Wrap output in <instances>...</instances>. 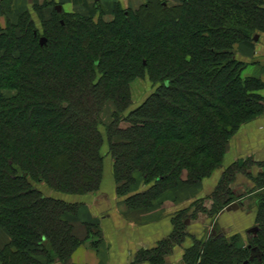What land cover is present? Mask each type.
<instances>
[{"label": "trees", "instance_id": "16d2710c", "mask_svg": "<svg viewBox=\"0 0 264 264\" xmlns=\"http://www.w3.org/2000/svg\"><path fill=\"white\" fill-rule=\"evenodd\" d=\"M41 14L42 33L25 13L0 35V227L11 236L0 245V264H56L74 253L81 239L66 214L75 204L37 184L94 192L106 140L118 193L130 208H146L222 167L238 129L264 111V80L244 76L247 63L234 50L264 32V0H151L136 9L117 2L111 19L56 7ZM139 76L155 88L134 105L131 84ZM108 102L116 109L105 136ZM251 158L227 168L211 208L195 211L196 203L179 212L173 233L137 260L164 264L187 235L189 216L202 211L213 219L243 201L230 196L229 185ZM138 178L147 187L134 192ZM256 182L263 194L251 243L213 222L215 230L185 250L187 264L264 263V170ZM253 247L261 260L251 258Z\"/></svg>", "mask_w": 264, "mask_h": 264}, {"label": "crops", "instance_id": "0c3cea01", "mask_svg": "<svg viewBox=\"0 0 264 264\" xmlns=\"http://www.w3.org/2000/svg\"><path fill=\"white\" fill-rule=\"evenodd\" d=\"M147 1L0 0V35L10 26H15L25 13L34 14L35 8L41 4L46 6L42 10L47 15H50L57 5H61V10L65 12L85 14L95 13L97 6L99 10L102 9L106 14L112 15L117 2L124 7L137 8ZM259 35V42L245 40L238 43L236 54L239 59L247 63L243 71L244 76H259L264 80V32ZM260 93L264 96V88L260 90ZM230 148L231 150L227 153L234 159L249 156L264 160V111L258 119L245 123L232 138ZM104 164V190L100 194L92 193L86 196L53 194L47 188L49 194L80 205L79 212L69 215L68 220L73 225L74 234L82 241L66 261L56 264H153L150 260H137L139 252L156 247L173 233L177 212L192 207L198 198H203L205 203L211 201L204 193L205 181H202L201 190L197 188L199 187L197 185L181 183L164 192L146 209L130 208L126 200L117 194L113 160L107 153ZM144 188L143 180L139 179L133 191ZM103 200L106 210L100 211ZM209 203L207 205L210 206ZM242 209L241 206L238 209H225L221 216L216 218L218 220L216 223H219L225 232L234 233L242 228L243 232H247L249 226L244 227L246 222L244 225H239V221L236 220L238 214L242 213ZM208 216L207 213L201 212L196 219H186L188 235L173 246L165 256L164 264H187L184 259L185 250L193 244L195 238L205 235L206 228L209 232L214 230ZM89 219H94L100 225L99 237L96 236L100 239V244H95L92 240L94 239L92 232L86 228L85 221ZM10 240L11 236L0 228V245ZM40 259L44 261V258Z\"/></svg>", "mask_w": 264, "mask_h": 264}, {"label": "rangeland", "instance_id": "374dc122", "mask_svg": "<svg viewBox=\"0 0 264 264\" xmlns=\"http://www.w3.org/2000/svg\"><path fill=\"white\" fill-rule=\"evenodd\" d=\"M148 1H151V0H148ZM166 1L169 4H176V3L180 2V0H166ZM46 4H47V1L45 2V5ZM45 5L41 4V5L37 6L35 8L36 11L34 12V14L31 15L29 13L30 16L34 20V26L35 27H39L41 29V31H40L41 33L43 31V25H42V20H41L42 16H40V15H43V14H41V12H42V9L44 7H46ZM115 6H116V4H115ZM133 9H136V8H133ZM95 11H96L95 13L89 14V15L94 16L95 19H97L99 16H102V15H103V17L105 19H111L113 17V14L112 15H108L104 11H102V9L99 10V7H97V6L95 8ZM113 13H114V11H113ZM259 37H260V35H259ZM259 37H258V39H255L257 42H259V39H260ZM236 47H237V44H236L235 49H234L235 50V54H236ZM2 52H4V50L0 51L1 54H2ZM236 57H238L237 54H236ZM256 77H259V76H256ZM131 87H132V100H133V104L134 105H137L140 102H142L144 100V98H146L155 88V86L150 81L146 80L144 77H141V76L134 78V80L132 81ZM16 92H17L16 89L15 90L14 89L5 90V93L7 95H12V94H14ZM115 109H116L115 105L112 102H108L105 105V107H104V109L102 111V122H103V125L101 126V130L103 131V134L105 136H107V131H106V127H105L104 123H109L113 119V112H114ZM261 113H259L258 115H256V117H254L253 119H251V120H249V121H247L245 123H248L250 121L258 119V117L261 115ZM245 123L242 124V126L238 129V131L245 125ZM122 124H123V126H126L127 123L124 121ZM238 131L236 132V134L238 133ZM109 149H110L109 141L106 140L104 142L103 147H102V153L104 155V160H105L106 153L111 156V154L109 152ZM228 150H231L230 143L228 145L226 154L224 155L223 162H222V164H223L222 167L221 166L217 167L215 169L214 173L211 176H208V177L202 179L201 181H199V182H197L195 184H190V185L199 186V187H197V186L196 187L201 190L202 187H200V185H202L201 184L202 181H205L204 182L205 183L204 193L206 194L207 198H209L211 201L213 200L211 198V196L214 193V191L217 189V187L220 184L222 178H224V174L227 171V168L231 164H233L234 162H236V161H238L240 159L244 160L245 158H249V156H243V157L234 159L233 157H231V154L227 153ZM112 160H113V158H112ZM263 162H264V160L255 159V158L252 157L249 167H247L245 170L237 172L236 175H235V178L232 180V182L229 185L231 187L230 196H233L235 199H242L243 202L245 203V205L241 206V207H243V209L241 210L242 213L238 214V218L236 220L239 221L238 222L239 225H242V224L244 225V223L246 222L244 227L249 226V228H247V232H243V228L241 230H238V231L234 232V233L233 232L232 233L231 232H227V231L225 232L224 230H222V227H220L221 225L219 223L218 224L216 223V226H215V228H217L218 231H222L223 233H225L228 236L232 235V234H237L238 237L240 236L241 239L244 240V242L246 244V247L253 240L252 237L254 235H256V234L248 232V231H249L250 228L258 225V212H259V206H258V202L259 201L258 200H259V196L261 195L260 193H262V192L257 190L259 188H258V183L256 181H257V179L259 177V173L264 170V167L262 165ZM113 163H114V161H113ZM104 165H103V168H104ZM103 179H104V169H103V177H102V180L100 182L99 188L97 190H95L94 192H88V193H84V194H72L71 193L70 195H83V196H86V195H89V194H92V193L100 194L104 190ZM114 179H115V176H114ZM115 182H116V180H115ZM37 186H39V188H41L46 195H51V194L48 193L49 191L47 190L45 184L38 183ZM144 187L146 188L147 186L144 185ZM50 190H51V192H53V194H66V193L54 191L52 189H50ZM116 191H117V183H116ZM117 194L119 196L123 197L124 199L126 197V195L119 194L118 191H117ZM57 198H60V197H57ZM211 201H209L210 203L209 202L208 203L212 204ZM68 202H70V201H68ZM205 202L203 201V198H198L196 200V202L193 203V205L198 203L197 207L194 210L196 211L198 209V206H199V208L200 207L201 208L204 207V208H207V209L211 208V205L209 206V205H207L208 203H205ZM70 203L75 204V206H74L73 211H70V213L66 214V218L67 219L69 218V215L78 213L79 212V208H80V205L77 202H73L72 201ZM146 208H148V207H146ZM146 208L142 207V208H137V209H146ZM225 209L226 208L221 210L217 215H215L213 217V219L208 214V212H205V213H207L209 215L208 217L211 219L210 225L212 224V226H213L212 228L213 229H214V223L213 222H218V220H216V218H218L219 215L221 216L222 211H224ZM201 212L202 211L198 212L197 215L189 216L187 219H190V218L191 219L192 218L196 219V218H198V215ZM178 214H179V212H177L175 214V216H177ZM239 216H241V217H239ZM85 225H86L87 230L92 232V235L94 236V239H92V240L95 241V244L96 245L100 244V239H98V237H99V234H100L99 232L101 231V228H100L99 223L97 221H95L94 219H89L88 221H85ZM250 225H252V226H250ZM174 227H175V225H174ZM1 229L4 232H6L8 235H10L6 230H4L3 228H1ZM207 229L208 228H206L204 234L205 235L206 234L210 235L209 234V229H208V231H207ZM187 235H188V231H187ZM205 235H203L201 237H198V238H203ZM96 236H98V237H96ZM195 240H196V238L194 239V241ZM249 252H250V249L247 250L246 256H249ZM251 261L254 262V260H251Z\"/></svg>", "mask_w": 264, "mask_h": 264}, {"label": "water", "instance_id": "95a60500", "mask_svg": "<svg viewBox=\"0 0 264 264\" xmlns=\"http://www.w3.org/2000/svg\"><path fill=\"white\" fill-rule=\"evenodd\" d=\"M56 8L58 9V10H61L62 8H61V5H57L56 6ZM258 37H259V35L257 34V35H255V39H258ZM45 42V37H42L41 38V43L43 44ZM104 200H103V205H102V207L99 209L100 211H104V210H106L105 208H104ZM244 205V202L243 201H237V202H233V203H231V204H229L227 207H226V209L227 210H232V209H238L240 206H243ZM258 226L256 225V226H254V227H252V228H250L249 229V231L248 232H251V233H254V234H256L257 233V231H258ZM261 256H262V254H261V251L257 248V247H253L252 248V255H251V258L253 259V258H255V257H257V258H259L260 260H261ZM247 263V262H246ZM264 264V263H263Z\"/></svg>", "mask_w": 264, "mask_h": 264}]
</instances>
